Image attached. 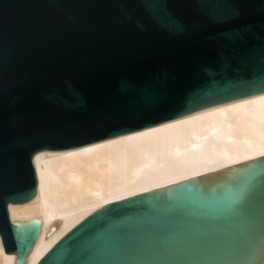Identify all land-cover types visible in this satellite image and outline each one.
Masks as SVG:
<instances>
[{
  "label": "water",
  "instance_id": "obj_1",
  "mask_svg": "<svg viewBox=\"0 0 264 264\" xmlns=\"http://www.w3.org/2000/svg\"><path fill=\"white\" fill-rule=\"evenodd\" d=\"M264 92V0H0V235L33 163ZM18 259V260H19ZM38 264H264V157L111 203Z\"/></svg>",
  "mask_w": 264,
  "mask_h": 264
},
{
  "label": "bare ground",
  "instance_id": "obj_2",
  "mask_svg": "<svg viewBox=\"0 0 264 264\" xmlns=\"http://www.w3.org/2000/svg\"><path fill=\"white\" fill-rule=\"evenodd\" d=\"M262 157L264 92L72 150L40 151L37 196L8 205L19 237L35 233L33 246L19 259L0 235V264H38L106 205Z\"/></svg>",
  "mask_w": 264,
  "mask_h": 264
}]
</instances>
